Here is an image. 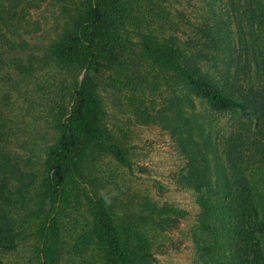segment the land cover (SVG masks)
<instances>
[{"label":"rangeland","instance_id":"rangeland-1","mask_svg":"<svg viewBox=\"0 0 264 264\" xmlns=\"http://www.w3.org/2000/svg\"><path fill=\"white\" fill-rule=\"evenodd\" d=\"M125 3L131 15L127 37L122 33L117 54H129L134 46L143 45L141 35L175 39L183 46L205 50L207 39L200 29L207 27L212 8L218 7L212 0ZM3 4L9 6L10 18L7 26L0 27V147L6 144L14 160L18 159L30 192L23 199L24 205L16 210L11 227L20 226L22 236L11 251L0 250V264H45L53 253L56 264H108L107 246L89 233L99 198L105 200L128 232L125 235L135 242L137 252L148 255L139 264L213 263L201 245L199 206L185 183L194 156L187 158L157 121L143 124L136 116L138 109L157 113L171 97L164 84L154 85L152 92L154 87L147 82H155L152 78L158 76L151 67L138 69L134 63L133 72L127 69L121 73L114 62L101 68L97 88L102 127L109 140L93 143L81 154L79 174L73 179L63 178L62 197L57 204L41 198L42 165L57 141L53 103L66 95L64 104L69 106L68 93L84 74L67 71L45 55L48 47L71 27V19L86 6V0H5ZM19 64L32 66L28 75L19 73L15 66ZM201 65L214 77L220 76L217 70L221 67L216 69L213 62L204 65L202 61ZM168 85L169 91L179 93L174 82ZM175 85L177 88L172 87ZM255 94L250 98L262 101ZM191 98L198 103V99ZM207 116L222 129L219 137L229 131V137L233 132L244 137L242 130L252 128L246 116L209 110ZM257 137L260 139L254 133L252 138ZM116 147L122 151L125 163L117 160ZM256 156L257 162L245 175V185L259 209L256 229L264 264V150ZM54 218L57 231L52 253L46 255L42 250L43 227ZM40 225L44 226L37 229ZM46 231L49 234L51 230Z\"/></svg>","mask_w":264,"mask_h":264},{"label":"trees","instance_id":"trees-1","mask_svg":"<svg viewBox=\"0 0 264 264\" xmlns=\"http://www.w3.org/2000/svg\"><path fill=\"white\" fill-rule=\"evenodd\" d=\"M4 1L0 0V27L7 26L10 18ZM212 2L218 7L212 8L207 27L200 29L207 39L205 50L183 46L175 39L141 35L143 45L134 46L129 54H117L122 33L127 37L131 15L125 0H86V6L71 19V27L48 47L45 55L67 71L84 74L68 93L69 106L64 104L66 95L53 103L57 141L42 165L41 198L57 204L62 197L63 178L73 179L79 174L81 154L89 145L109 140L102 127L97 88L101 68L114 62L121 73L127 69L133 72L134 63L138 69L151 67L158 77L152 78L155 82H147L149 87L164 84L171 97L157 113L138 109L136 116L143 124L157 121L187 158L194 156L185 183L200 209L201 245L211 264H262L256 229L260 214L253 193L245 185V175L257 162L256 153L264 150V0ZM202 61L204 65L213 62L216 69L221 67L217 70L220 76L216 78L202 68ZM15 66L22 75H28L32 68L29 64ZM169 82L179 86V93L168 90ZM252 93L262 101L250 98ZM207 110L246 116L252 128L242 130L244 137L238 132L229 137L231 131L219 137L222 129L210 120ZM254 133L260 139L252 138ZM115 149L117 160L125 163L122 151ZM17 160L6 144L0 147V250L4 252L17 247L22 236L20 226L11 227L16 210L24 205L23 199L30 192ZM194 176L198 178L189 181ZM95 206L89 233L107 246L108 264L142 263L148 255L137 252L135 242L125 235L128 232L114 218L105 200L97 199ZM44 225L42 250L50 255L56 218L47 227ZM45 264H56L54 253Z\"/></svg>","mask_w":264,"mask_h":264}]
</instances>
